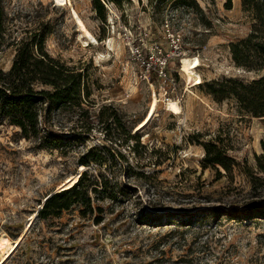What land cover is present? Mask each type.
<instances>
[{"label":"rangeland","instance_id":"1","mask_svg":"<svg viewBox=\"0 0 264 264\" xmlns=\"http://www.w3.org/2000/svg\"><path fill=\"white\" fill-rule=\"evenodd\" d=\"M100 1L103 21L91 0L60 6L55 0H3L0 68L10 67L16 42L46 30L45 51L82 71L90 92L83 103L88 115L52 113L55 130L90 128L58 149H36L17 128L0 124V238L22 237L4 264H264V173L255 160L264 147L263 120L237 111L232 97L217 100L205 90L209 82L261 76L236 65L229 49L250 31L252 13L240 0H196L198 8L169 0L160 10L155 0ZM71 8L96 43L79 37ZM183 58L199 59L202 82L189 85ZM154 96L156 112L139 131L138 144L103 122L113 110L135 132ZM169 100L180 114L167 110ZM105 105L111 110L98 120ZM208 142L239 168H204L202 144ZM91 149L99 151L98 161L80 164ZM85 169V183L105 177L113 196L91 193L100 209L85 217L71 210L40 221L35 213L44 198ZM247 169L262 178L257 190Z\"/></svg>","mask_w":264,"mask_h":264},{"label":"trees","instance_id":"2","mask_svg":"<svg viewBox=\"0 0 264 264\" xmlns=\"http://www.w3.org/2000/svg\"><path fill=\"white\" fill-rule=\"evenodd\" d=\"M120 5L122 0H108ZM169 0H155L154 8L160 10ZM181 5L198 8L196 0H171ZM243 10L250 11L253 22L248 34L229 43L231 57L234 63L246 70L262 71L260 77L249 82L235 79H221L217 82L205 84V90L217 100L232 97L237 111L252 117H260L264 123V0H240ZM230 4V0L225 3ZM93 9L103 21L105 19L104 6L100 0H91ZM227 8H230L227 5ZM6 13L3 0H0V50L5 43ZM48 31H41L20 39L15 43V53L11 65L7 70L0 68V124L6 121L7 125L18 129L19 137L31 140L36 149L54 150L61 147L64 140L84 136L90 132L89 127L82 131L61 132L55 130L51 124L52 113L63 109L76 111L79 115H88L83 107L84 101L90 96L85 81V75L79 69L65 65L51 57L44 49V39ZM104 110H111L110 105L103 106L96 118L101 120ZM113 110L104 117L105 123L121 129L128 138L139 143V132L131 133V128L121 123ZM88 118V116H86ZM82 133H84L82 135ZM203 167L220 166L225 172L238 167L233 159L227 156L214 143H203ZM95 150V151H94ZM99 151L91 149L79 159V163L88 166L92 161H98ZM89 157V158H87ZM87 158V159H86ZM259 172L264 173V147L259 155H255ZM263 161V162H262ZM219 173V172H218ZM249 178L251 187L256 189V182L262 178L253 172L244 171ZM88 180V171L83 170L77 181L70 187L61 189L46 196L37 210L36 217L43 222L58 219L64 212L77 210L82 217L100 209L90 200L91 193H106L108 191L107 178L96 183H85ZM99 184V185H98ZM100 188V189H99ZM108 195V193H106ZM112 197V193H109ZM255 209L254 205L251 204ZM257 208V207H256ZM247 213L252 212L246 209ZM264 211V206L262 207ZM101 219L96 218L95 223Z\"/></svg>","mask_w":264,"mask_h":264},{"label":"bare ground","instance_id":"3","mask_svg":"<svg viewBox=\"0 0 264 264\" xmlns=\"http://www.w3.org/2000/svg\"><path fill=\"white\" fill-rule=\"evenodd\" d=\"M56 5H64V4H70V0H55ZM72 9V8H71ZM70 15L72 16L76 26L78 27L79 31V37L83 38L87 43H96V39L90 32V30L87 28L85 25V22L81 19V17L78 15V13L72 9ZM199 65V59L198 58H183V61L181 62V71L186 75V78L188 80L189 85L193 83L199 84L201 81L200 75L197 72L196 68ZM156 106H157V97L154 96L153 100L151 101L150 107L148 109V112L139 123V125L136 127L135 132H139L142 129H144L150 121L153 119L155 112H156ZM166 108L173 114H180L181 113V107L179 104L174 101V100H169L166 103ZM83 169V168H82ZM81 173V172H80ZM79 175L73 178L67 179V181L62 185L61 189L68 188L72 186L78 179ZM33 219V218H32ZM22 240V237L15 241L12 242L10 239L7 237H1L0 238V264H4L6 259L13 254V252L17 249V247L20 245V242Z\"/></svg>","mask_w":264,"mask_h":264},{"label":"built area","instance_id":"4","mask_svg":"<svg viewBox=\"0 0 264 264\" xmlns=\"http://www.w3.org/2000/svg\"><path fill=\"white\" fill-rule=\"evenodd\" d=\"M102 2L104 3V1L102 0ZM106 5V4H105Z\"/></svg>","mask_w":264,"mask_h":264},{"label":"water","instance_id":"5","mask_svg":"<svg viewBox=\"0 0 264 264\" xmlns=\"http://www.w3.org/2000/svg\"><path fill=\"white\" fill-rule=\"evenodd\" d=\"M40 208H41V207H40ZM36 213H37V211H36ZM36 213H35V214H36Z\"/></svg>","mask_w":264,"mask_h":264}]
</instances>
